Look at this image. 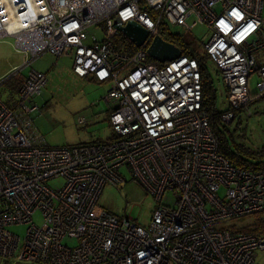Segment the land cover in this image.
Wrapping results in <instances>:
<instances>
[{"label":"built area","instance_id":"obj_1","mask_svg":"<svg viewBox=\"0 0 264 264\" xmlns=\"http://www.w3.org/2000/svg\"><path fill=\"white\" fill-rule=\"evenodd\" d=\"M114 17L148 30L134 52L116 48ZM165 23L196 41L194 26H207L203 52L218 68L229 106L221 120L229 122L239 108L249 116L253 71L259 74L256 93H264V0H0V40L12 38L24 54L0 80L20 78L13 106L0 96V259L254 264L256 251L264 250V234L226 225L264 212V171L235 166L219 151L201 104L196 58L179 48L174 59L150 60L146 49ZM91 26L102 28L103 39ZM47 52L72 57L78 76L109 82L108 139L49 146L39 135L31 119L46 76L34 68L19 74ZM122 166L156 200L172 195L173 205L159 202L146 227L97 203L107 182L125 181ZM56 178L62 185L50 186ZM19 224L26 225L23 237L9 230Z\"/></svg>","mask_w":264,"mask_h":264},{"label":"rangeland","instance_id":"obj_2","mask_svg":"<svg viewBox=\"0 0 264 264\" xmlns=\"http://www.w3.org/2000/svg\"><path fill=\"white\" fill-rule=\"evenodd\" d=\"M176 31L185 33L180 26H170ZM98 40L104 35L100 26H91ZM193 36L197 39V49L204 54L203 44L208 40L210 33L205 24H197L192 29ZM24 54L18 53L14 48L12 38L0 40V80L6 77L13 68L20 66L24 61ZM73 60L70 56L55 57L50 53H44L35 59L30 65L20 70V76H24L34 68L45 73L46 82L34 101L39 106V111L33 114L32 124L49 146L73 145L88 141H104L111 134V126L108 121L110 102L105 100V94L110 88L109 82H99L91 76L81 77L72 69ZM204 67L207 76L214 85L216 101L219 109L227 106L226 88L220 76L218 68L209 58H204ZM17 76H11L0 85V96L8 94L13 97L17 91L13 85ZM259 80L257 71H253L248 77V90L252 96L257 94L256 82ZM251 114L247 116L243 110L236 113L230 123L240 133L241 139L251 149L264 146V96L258 97L249 104ZM120 173L125 181L115 186L107 182L101 190L97 203L105 210L118 216H129L136 223L146 227L152 215V211L160 202L173 205L172 195L166 193L160 201L156 200L131 173L122 166ZM63 180L56 178L48 182L52 187L61 186ZM256 216L248 215L235 218L226 223L230 226L249 225ZM34 222L40 224V212L34 213ZM9 230L23 237L26 225H11ZM68 245H75V239L63 240ZM13 258L0 259V264H45L43 262H13ZM254 264H264V250H257Z\"/></svg>","mask_w":264,"mask_h":264},{"label":"trees","instance_id":"obj_3","mask_svg":"<svg viewBox=\"0 0 264 264\" xmlns=\"http://www.w3.org/2000/svg\"><path fill=\"white\" fill-rule=\"evenodd\" d=\"M159 33L165 41L182 48L184 53L197 59L201 69L202 78L201 104L202 108L208 115L210 127L217 138L219 151L235 166L251 170L264 171V146H261L258 149H251L245 144V142L239 139L240 133H238L237 129L235 127L233 129L230 128V123L232 120L229 122H223L221 120V113L224 110L229 109V106H227L224 110L218 108L214 85L212 80L208 78L206 69L204 67V58H207V56L198 52L196 47L197 45H195V43H197L196 40L185 33H181L180 31L172 29L166 23L162 24ZM113 42L116 48L121 52L131 53L137 49V47L120 32L113 36ZM150 60L161 64L160 62H157L153 59ZM19 85L20 78H17L16 83L13 85V90L15 92L18 90ZM263 96L264 93L255 94L253 102L258 97L260 98ZM3 99L9 105L13 106L15 104L16 97L15 95L11 97L8 94H5L3 95ZM241 110V108L234 110V117L236 116V113ZM252 215L256 216V218L251 224L245 226H236L235 224H232L229 228H231L232 231L240 230L251 232L257 235L264 234V212L255 213Z\"/></svg>","mask_w":264,"mask_h":264},{"label":"water","instance_id":"obj_4","mask_svg":"<svg viewBox=\"0 0 264 264\" xmlns=\"http://www.w3.org/2000/svg\"><path fill=\"white\" fill-rule=\"evenodd\" d=\"M113 26L133 42L135 46H141L148 36V30L133 20L123 24L118 17H114ZM146 51L149 57L160 63L174 59L181 53L178 46L165 41L160 35L153 37Z\"/></svg>","mask_w":264,"mask_h":264},{"label":"crops","instance_id":"obj_5","mask_svg":"<svg viewBox=\"0 0 264 264\" xmlns=\"http://www.w3.org/2000/svg\"><path fill=\"white\" fill-rule=\"evenodd\" d=\"M33 117V116H32Z\"/></svg>","mask_w":264,"mask_h":264}]
</instances>
